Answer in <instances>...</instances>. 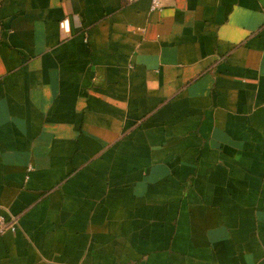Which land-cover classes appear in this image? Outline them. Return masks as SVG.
<instances>
[{
    "label": "crops",
    "instance_id": "0c3cea01",
    "mask_svg": "<svg viewBox=\"0 0 264 264\" xmlns=\"http://www.w3.org/2000/svg\"><path fill=\"white\" fill-rule=\"evenodd\" d=\"M161 1L0 0V264H264V0Z\"/></svg>",
    "mask_w": 264,
    "mask_h": 264
},
{
    "label": "built area",
    "instance_id": "2783aa9c",
    "mask_svg": "<svg viewBox=\"0 0 264 264\" xmlns=\"http://www.w3.org/2000/svg\"><path fill=\"white\" fill-rule=\"evenodd\" d=\"M162 8V1L161 0H151L150 3V10H160ZM59 27L63 32L69 31V19L67 17H64L59 21ZM11 228L14 229V226L4 224L3 221H0V234L6 229Z\"/></svg>",
    "mask_w": 264,
    "mask_h": 264
}]
</instances>
